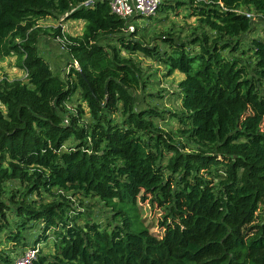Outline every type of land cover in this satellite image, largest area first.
Masks as SVG:
<instances>
[{
    "label": "trees",
    "instance_id": "trees-1",
    "mask_svg": "<svg viewBox=\"0 0 264 264\" xmlns=\"http://www.w3.org/2000/svg\"><path fill=\"white\" fill-rule=\"evenodd\" d=\"M85 1L0 0V60L26 72L0 80V264L32 223L43 225L33 246L54 243L31 264H264V0H162L158 12L187 7L199 27L165 32L164 51L106 1ZM59 15L83 19L82 33L39 23ZM43 39L67 55L66 73ZM136 53L185 75L176 132L156 122L165 110L140 105ZM79 197L96 198L107 224ZM140 201L164 211L161 236Z\"/></svg>",
    "mask_w": 264,
    "mask_h": 264
},
{
    "label": "rangeland",
    "instance_id": "rangeland-1",
    "mask_svg": "<svg viewBox=\"0 0 264 264\" xmlns=\"http://www.w3.org/2000/svg\"><path fill=\"white\" fill-rule=\"evenodd\" d=\"M177 11L168 12L167 14H162L157 12L151 17H139L134 21V23L141 28L139 31V38L144 39L145 42L154 46L157 45L160 47L161 51L168 50L166 42L164 41L163 34L165 32L175 33L181 38H185L191 35V32L194 29H198V21L196 17H188L189 10L187 7H182ZM40 25H63V28L66 32H69L72 35L81 34L85 25L83 19H66V15H59L57 19L48 18L41 20ZM258 27L262 24V21L257 22ZM132 32V31H130ZM260 29L255 34L259 36ZM249 42L246 38H243L242 48L247 50ZM41 51L46 54V58L49 60L52 68L55 71L61 70V72L66 73L68 69L66 68L67 55L64 52H60L55 49V44L49 39H43L40 43ZM122 53L127 55L128 53L123 50ZM239 58H242L247 63H253V57L250 53L242 54L239 53ZM241 56V57H240ZM134 59L140 62L145 69V74L148 77V85L145 87L144 91L139 92L137 97L140 101L142 107L147 105L157 106L161 110H165V118L163 120L156 121L160 123L161 127L168 130L176 132L179 129L181 124L177 118L172 117V112H182L181 101H180V89L178 88V83L182 80L185 75L181 72H174L172 75L168 74L167 68L164 63L157 60H152L148 57L142 56V54L136 53ZM4 77H8L10 80L13 79H24L26 77V72L19 68L17 65V57L15 55L6 57L0 60V80ZM78 98V95H77ZM71 144V143H70ZM195 145L190 146L189 149H193ZM12 184L17 185V182H11ZM82 202L83 206L92 209L96 215V220L102 222L104 225L107 224V216L105 212L106 209L97 201L96 198H85L79 197L76 200V205L79 206ZM140 211L142 218L145 221V224L151 228V232L161 236L162 230L158 226V220L163 216L164 211L153 205L151 202L147 201L146 203L140 201ZM103 212V213H102ZM12 216H10L11 218ZM32 227L26 230L25 239L28 244L26 247L20 245L15 253H12L13 261L14 259L21 255L25 248L28 246L34 245V241L38 236L43 235L41 227L43 226L40 223H32ZM1 236V234H0ZM46 242V243H45ZM54 243V235L50 233V238L47 241H42L40 247H43V252L47 253L49 249L52 248ZM49 246H48V245ZM6 248L12 250V245L6 243Z\"/></svg>",
    "mask_w": 264,
    "mask_h": 264
},
{
    "label": "built area",
    "instance_id": "built-area-1",
    "mask_svg": "<svg viewBox=\"0 0 264 264\" xmlns=\"http://www.w3.org/2000/svg\"><path fill=\"white\" fill-rule=\"evenodd\" d=\"M97 1H106L111 11L128 21L129 31H134V21L139 17H151L155 15L162 3V0H86L85 7L93 6ZM247 16H254L251 12H245ZM39 246H28L23 253L17 256L12 264H31L37 257Z\"/></svg>",
    "mask_w": 264,
    "mask_h": 264
}]
</instances>
